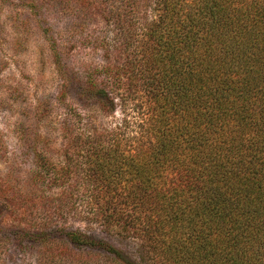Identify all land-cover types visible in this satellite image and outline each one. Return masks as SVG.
<instances>
[{
    "label": "trees",
    "instance_id": "1",
    "mask_svg": "<svg viewBox=\"0 0 264 264\" xmlns=\"http://www.w3.org/2000/svg\"><path fill=\"white\" fill-rule=\"evenodd\" d=\"M96 1L115 33L83 95L134 106L137 126L81 128L74 110L63 158L36 159L55 194L10 196L19 241L42 264H264V0Z\"/></svg>",
    "mask_w": 264,
    "mask_h": 264
},
{
    "label": "rangeland",
    "instance_id": "2",
    "mask_svg": "<svg viewBox=\"0 0 264 264\" xmlns=\"http://www.w3.org/2000/svg\"><path fill=\"white\" fill-rule=\"evenodd\" d=\"M102 6L96 0H0V264L49 259L40 245L28 248L19 241L18 229L26 222L12 215L10 196L18 192L40 206L55 194L38 182L36 159L40 153L54 161L63 158L68 118H79L73 111L83 114L81 128L134 130V106L108 115L83 95L85 73L105 62L100 37L114 38ZM46 215L47 210L40 214ZM62 224L118 244L81 217Z\"/></svg>",
    "mask_w": 264,
    "mask_h": 264
}]
</instances>
